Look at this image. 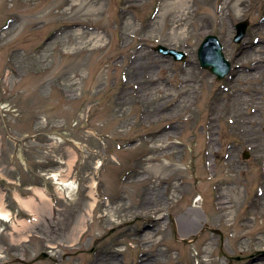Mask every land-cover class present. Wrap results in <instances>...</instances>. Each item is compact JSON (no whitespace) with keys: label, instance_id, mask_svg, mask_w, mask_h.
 <instances>
[{"label":"rangeland","instance_id":"1","mask_svg":"<svg viewBox=\"0 0 264 264\" xmlns=\"http://www.w3.org/2000/svg\"><path fill=\"white\" fill-rule=\"evenodd\" d=\"M75 1L0 0V264H264V0Z\"/></svg>","mask_w":264,"mask_h":264},{"label":"water","instance_id":"2","mask_svg":"<svg viewBox=\"0 0 264 264\" xmlns=\"http://www.w3.org/2000/svg\"><path fill=\"white\" fill-rule=\"evenodd\" d=\"M248 26L249 23L247 21L241 22L237 25V36L235 37L236 43L241 42L246 36ZM157 50L165 55L174 56L176 60H184L186 58L185 53L167 49L163 46L158 47ZM198 55L201 67L209 69L219 80L223 79L231 70V64L225 58L223 46L216 36L209 35L206 37L199 48ZM46 256L47 254L42 255V257Z\"/></svg>","mask_w":264,"mask_h":264},{"label":"bare ground","instance_id":"3","mask_svg":"<svg viewBox=\"0 0 264 264\" xmlns=\"http://www.w3.org/2000/svg\"><path fill=\"white\" fill-rule=\"evenodd\" d=\"M189 3H190L189 0H176L173 3L174 7L180 8L179 16L177 17V20L174 21V29L175 30L183 26V23L181 21L183 19V16L187 15L188 12L190 11ZM97 4H96V2L94 0H77V1L74 2V5H73L72 9L77 7L80 10H81V8H85V9H90L91 11H95V9L97 8ZM92 41H95V46L93 47L94 50L102 49V47H104L103 44H102V42L104 40H103V38L101 36L98 35L96 37H92L90 42H92ZM142 58H143V54H142V57H139V59H135L136 61L134 63H132V66L136 67V69L133 72L134 74H136V72L140 69V67H142V64H144V62L142 61ZM256 67H258V65ZM245 91H247V90H239V89H237V91H236L237 92V103H239V102H243L244 104H246V103L247 104L256 103V98H252L249 101L245 102V100L243 99V96H239L242 93L244 94ZM247 120H248V123L250 124L251 128H255L254 127V124L256 123L255 118L252 117L251 119H247ZM252 134H253L254 139L256 141L262 140L261 138L264 139V131L260 132V131H256L255 129H253L252 130ZM167 135H170V134H166V136ZM102 165H103L102 163H98L96 168L99 169ZM170 168H172V166H170L169 168H166V169H170ZM176 170H177V168L174 169V171H176ZM93 188L94 189L97 188V181L95 182V185H94ZM39 195L42 196L43 198H45L47 196L45 194L46 196L44 197V195L41 194V193ZM94 197L97 198V193L96 192L94 193ZM198 199L203 200L202 197L201 198L199 197ZM220 201H221V198H219V196H218V198L216 199V206L218 208L221 207ZM0 215H4V217H6V213L5 212L3 214L1 213ZM154 227L155 226H153V225H149L147 228L149 230V229H153ZM148 236L149 235L146 234L143 238L146 239V238H148ZM146 240H148V239H146ZM151 260H152V258L148 257L147 255H144V257L142 258L143 264H149V262H151Z\"/></svg>","mask_w":264,"mask_h":264}]
</instances>
